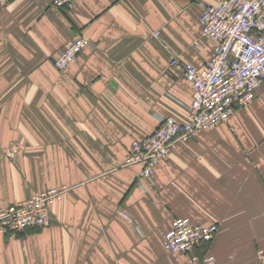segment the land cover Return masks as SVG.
<instances>
[{
	"label": "crops",
	"instance_id": "0c3cea01",
	"mask_svg": "<svg viewBox=\"0 0 264 264\" xmlns=\"http://www.w3.org/2000/svg\"><path fill=\"white\" fill-rule=\"evenodd\" d=\"M211 0H9L0 10V206L65 185L49 222L0 233V264H185L164 249L175 216L216 224L203 250L247 264L264 248V90L231 117L178 143L149 179L124 159L158 116L188 117L192 85L169 56L202 64ZM80 33L67 70L52 61ZM198 44H195V41ZM17 145L22 150L9 154Z\"/></svg>",
	"mask_w": 264,
	"mask_h": 264
},
{
	"label": "built area",
	"instance_id": "2783aa9c",
	"mask_svg": "<svg viewBox=\"0 0 264 264\" xmlns=\"http://www.w3.org/2000/svg\"><path fill=\"white\" fill-rule=\"evenodd\" d=\"M79 0H52V5L71 9ZM9 0H0V10ZM199 36L215 42L212 55L200 65L169 56V66L180 71L192 85L188 117L158 116L157 127L142 139H135L124 159V166L141 165L140 176L149 179L154 167L180 142L226 122L234 110L251 103L264 90V0H211L201 2ZM198 44L196 40L194 42ZM90 39L74 34L52 63L65 71L79 53L93 47ZM13 145L9 154L21 152ZM68 190L52 186L15 203L0 206V233L14 236L28 229L44 227L51 207ZM216 224L196 223L187 216H175L164 234L163 247L171 253L186 255L185 264H217L206 251H196L210 242ZM247 264H264V248Z\"/></svg>",
	"mask_w": 264,
	"mask_h": 264
},
{
	"label": "rangeland",
	"instance_id": "374dc122",
	"mask_svg": "<svg viewBox=\"0 0 264 264\" xmlns=\"http://www.w3.org/2000/svg\"><path fill=\"white\" fill-rule=\"evenodd\" d=\"M126 167L129 169L138 170V168H141V165L140 164H134V165L126 166Z\"/></svg>",
	"mask_w": 264,
	"mask_h": 264
},
{
	"label": "trees",
	"instance_id": "16d2710c",
	"mask_svg": "<svg viewBox=\"0 0 264 264\" xmlns=\"http://www.w3.org/2000/svg\"><path fill=\"white\" fill-rule=\"evenodd\" d=\"M196 251H203V244L199 247V249H196Z\"/></svg>",
	"mask_w": 264,
	"mask_h": 264
}]
</instances>
